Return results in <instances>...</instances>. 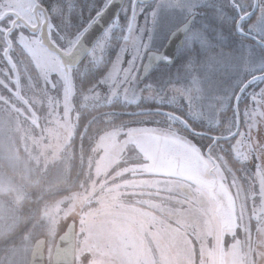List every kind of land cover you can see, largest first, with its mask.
<instances>
[{"label":"rangeland","instance_id":"1","mask_svg":"<svg viewBox=\"0 0 264 264\" xmlns=\"http://www.w3.org/2000/svg\"><path fill=\"white\" fill-rule=\"evenodd\" d=\"M160 1L163 7L157 12L163 23L154 38L148 12H155L158 2L139 7L137 28L130 23L129 0L121 18L69 77L57 55L31 39L25 48L12 38L11 56L39 117L31 124L7 104L12 114L7 129L25 147L24 159L35 156L46 164L57 159L74 134L79 111L87 106L120 100L162 111L100 133L80 184L41 205L45 217L35 225L40 236L34 242L46 238V264L52 263L57 238L71 221L76 222L75 264H264V0ZM38 5L47 6L50 24L56 25L52 36L68 49L66 41H73L102 8L101 0H20L15 7L10 0H0V19L18 14L32 24ZM206 8L223 17V26L233 25V36L224 35V45L218 41L221 36L214 37L216 48L198 41L209 53L196 64L176 67L180 70L173 78L157 87L141 83L147 51L162 43L177 21ZM236 30L251 38L236 36ZM4 35L0 31L1 94L13 85L3 57ZM102 71L92 88L82 89ZM245 85L249 97L242 112L237 107L226 111L234 87L244 90ZM8 98L26 111L8 97L7 89L10 102ZM189 119L222 124L223 134L241 127L233 142L239 168L227 173L226 162L205 155L194 139L201 131L196 132ZM181 186L190 188L193 196ZM19 189L22 196L23 187Z\"/></svg>","mask_w":264,"mask_h":264},{"label":"trees","instance_id":"2","mask_svg":"<svg viewBox=\"0 0 264 264\" xmlns=\"http://www.w3.org/2000/svg\"><path fill=\"white\" fill-rule=\"evenodd\" d=\"M5 17H7V14L0 20H4ZM222 18L214 8H206L203 13L201 11L194 24L196 31L194 30L185 41L176 63L166 69L165 72L160 70L162 72L161 76L160 71H157L155 74L158 77L157 80L168 78L164 75L167 72H171L172 75L174 71L180 70H175L176 67L183 68L187 64H196L200 56L204 57V54H208L206 48L205 50L200 48V43L205 47L212 44L215 48L218 41L224 45V42L226 43L228 39H223V36L229 35L232 37L234 27L229 25L228 29L227 26H223L222 23H219L222 22ZM239 20L236 22H239ZM197 26L200 27L198 30L204 36L200 39L201 41L197 38V40L194 39ZM236 31L237 34L235 35L240 36L239 33L241 32ZM217 35L222 37L221 39L218 38V41L214 38ZM246 37L249 38L250 36L246 35ZM4 40L6 47H4L3 57L5 65L8 63L12 71L11 83L13 85L5 88L2 94L0 93V264H28L29 253L34 240L40 236L35 225L39 224L45 217L44 213L41 212V205L67 194L74 183L77 186L80 184L89 171V158L93 153L98 135L135 117H145L148 114L156 113V111H162L146 110L147 108L143 106L133 105L132 103L126 104L120 100L87 106L79 111L74 134L57 159L47 164L41 162L35 156H33L34 158L24 159L25 147L20 143L16 134L14 135L7 129V116H12L11 113H7V104L14 106L15 110L21 114L22 119L31 122V124L38 122L39 117L31 104L28 93H25V81L21 72H19L20 69L11 56L14 49L13 40L10 49L6 35H4ZM7 49H9L8 52ZM103 74L104 72H97L92 75L90 79L82 84V89L92 88ZM171 78H173V75ZM7 89L8 97H12L26 107L27 113L22 108L15 107L10 98H8L10 102H7ZM189 122L196 129V132L223 134L222 125L213 127L211 124L191 119H189ZM194 135V139L202 146L205 155L223 165L226 162L225 169L227 173L239 168L241 162L233 153L235 139L227 140L217 137L213 142L206 134L194 133ZM47 165L48 167H46ZM20 186L23 187L22 196L19 194L22 191L19 189ZM53 190L56 191L54 194ZM26 234H29V236H26Z\"/></svg>","mask_w":264,"mask_h":264},{"label":"water","instance_id":"3","mask_svg":"<svg viewBox=\"0 0 264 264\" xmlns=\"http://www.w3.org/2000/svg\"><path fill=\"white\" fill-rule=\"evenodd\" d=\"M145 3L151 0H141ZM125 0H112L111 7L104 13L100 21L95 24L89 31L88 35L84 39V44L74 46L70 53H66L61 48H51L48 49L50 52L57 54L62 61L63 66H65L67 77L70 75V68L75 67L80 64L92 51L95 44L104 34V32L109 28V26L114 22V20L119 15ZM39 11L44 14L45 20L48 23H41L39 18ZM34 15L36 17L39 28L42 27L44 30V38L47 39L48 34V24L49 15L47 10L41 5H38L34 9ZM9 14V13H7ZM14 14V12H13ZM16 17L22 22L31 32L37 33L39 28L32 29L25 19L21 18L18 14ZM196 15H192L186 23H184L177 30L173 31L170 35L169 40L161 51H149L146 61L143 65L141 79H144L148 73L160 62H164L168 65H173L175 63L177 48L184 41L186 33L189 31L192 22L194 21ZM11 47L9 46V49ZM7 49V52L9 51ZM185 193L192 195V192L188 187L182 189ZM46 238H38L33 245L28 264H46ZM76 223L71 222L66 230L57 238L56 245L51 257V264H75L76 261Z\"/></svg>","mask_w":264,"mask_h":264},{"label":"flooded vegetation","instance_id":"4","mask_svg":"<svg viewBox=\"0 0 264 264\" xmlns=\"http://www.w3.org/2000/svg\"><path fill=\"white\" fill-rule=\"evenodd\" d=\"M103 1V2H102ZM109 2V0H101V3H102V5H100L101 7H103V5H106V3H108ZM129 2V0H125V3H124V5H123V7H122V9H121V11H120V13H119V15L117 16V18L114 20V22L109 26V28L104 32V34L101 36V38L100 39H102L106 34H107V32H108V30L111 28V26L117 21V20H119L120 18H121V15H122V11H123V9L127 6V3ZM130 2L132 3V14H131V17H130V21L132 20V18L133 17H135V23H134V25L135 26H137V28H138V25H137V20H139L138 18L140 17V18H142L140 15H138V13H137V10L139 9V7L141 6V5H144V6H153L152 4H154L155 2H158V4H159V6L156 8V10H155V12H154V10L152 9V10H149V12H148V20H149V22H150V25H151V28L150 29H152L151 30V32H152V38H154L155 36H156V32L158 31V29H161L162 27H161V23H163V21H162V19H161V17L160 18H158V12H157V9L158 8H161V7H163V6H161V5H163V3H162V1H160V0H151L150 2H148V3H145V2H143V1H141V0H130ZM42 7H44L47 11H48V9L46 8L47 6H45V5H41ZM49 6V5H48ZM201 11H202V9L200 10V11H195V12H193V14H191L187 19H185L184 21H177L173 26V28H172V30H170L169 32H168V34H167V37L166 38H164V40H163V42L162 43H160V44H157V45H154V47L153 48H151V49H149L148 51H147V53H146V56H145V58H144V60L142 61V64H141V67H140V69H141V73H140V76H139V80H140V82L141 83H147V84H151V83H153L154 85L153 86H155V87H157V85L156 84H162L163 82H164V80H152V77H154L155 76V74H156V72L157 71H164L165 72V70L166 69H168V68H170L171 66H173L175 63H176V61H177V58H178V55H179V52H180V50L183 48V46H184V44H185V41L190 37V35L192 34V32L195 30L196 31V28L194 29V24H195V22L197 21V19H198V15H199V13H201ZM42 11H40L39 13H41ZM96 14V13H95ZM95 14L93 15V17L95 16ZM48 15H49V12H48ZM138 15V16H137ZM141 15H143V14H141ZM192 15H196V17H195V19H194V21L192 22V24H191V27H190V29H189V31L186 33V35H185V37H184V41H183V43L181 44V45H179L178 46V48H177V54H176V59H175V63L173 64V65H168V64H166V63H164V62H160V63H158L149 73H148V75L144 78V79H141V75H142V70H143V65H144V63H145V61H146V58H147V55H148V52L149 51H161L163 48H164V46L166 45V43H167V41L169 40V37H170V35L173 33V31H175V30H177L179 27H181L184 23H186L187 21H188V19L192 16ZM35 16V15H34ZM153 16V17H152ZM42 17L43 18H41V15L39 14V18H40V20H41V23H42V25H43V21H45V18H44V14H43V12H42ZM36 19V18H35ZM153 20V21H152ZM36 23H37V20H36ZM51 23V17H50V15H49V24ZM40 28H42V27H40ZM198 28H200V27H198L197 26V32H196V37L197 38H199V39H201V33H200V30H198ZM39 34V31L37 32V35ZM240 35H243V36H246L247 34L246 33H243V32H241V33H239ZM155 35V36H154ZM249 38H251V36L249 37ZM100 39H99V41H100ZM98 41V42H99ZM72 42V40H67L66 41V45H68V46H70V49H68V47H62L61 46V49L63 50V51H65L66 53H70L72 50H73V48H74V45L71 43ZM97 42V43H98ZM96 43V44H97ZM95 44V45H96ZM95 47V46H94ZM94 49V48H93ZM91 53V52H90ZM88 54V56L80 63V64H78L77 66H75V67H71L70 68V73H71V75L73 74V70H76L80 65H82L84 62H86L87 61V59H89V57H90V55L91 54ZM56 55V54H55ZM58 58H59V56H57ZM59 60H60V62L62 63V61H61V58H59ZM62 67H63V72L64 73H66V69H65V66H63V64H62ZM164 75H166V77H170V76H172L171 75V72H167V73H165ZM168 78H166L165 80H168ZM259 85H256L255 86V88H257ZM236 87H234V90H233V94H232V98L233 99H231V101L228 103V108H227V110L226 111H228V112H234V110L236 109V107L238 108V112H242V109H244V107H245V105H246V103L248 102V97H249V92H246V90H247V88H248V85H245V86H243V89L244 90H239V86L235 89ZM238 99V101H236L237 99ZM225 113V112H224ZM242 121V120H241ZM240 120L238 121V123L239 122H241ZM202 123H204V122H202ZM222 125V124H221ZM213 127L215 126V127H220V125L219 126H217V125H212ZM240 130H241V127L239 128V127H237L236 128V130H234L232 133H230V134H226V133H224V134H219V133H217V134H213V133H210V132H203V131H201L199 134H201V135H204V134H206V135H208V137H209V139H212L213 140V142H214V140H215V138H220V139H224L225 137H229L228 139L230 140V139H235L236 140V138H237V136H238V134H239V132H240ZM227 139V140H228ZM183 186H181L180 188H182ZM184 188V187H183ZM182 188V189H183ZM193 196V195H192ZM143 205V204H142ZM148 208V207H147ZM149 209V208H148Z\"/></svg>","mask_w":264,"mask_h":264},{"label":"snow or ice","instance_id":"5","mask_svg":"<svg viewBox=\"0 0 264 264\" xmlns=\"http://www.w3.org/2000/svg\"><path fill=\"white\" fill-rule=\"evenodd\" d=\"M111 2L112 0H109V2L106 3V5H103V7L96 12L95 16L89 20L88 24L84 26L83 28H81L76 33L73 41L71 42L74 46L84 44L83 42H84L85 37L88 35L92 27L100 21L101 17L108 10V8L111 7ZM10 3L14 7L19 6L20 0H10ZM43 23H48V22L47 20H45L43 21ZM130 23L131 24L135 23V17L132 18ZM30 27L32 29H37L39 28V25L38 23L33 22L30 25ZM55 27H56L55 24H48L49 31L47 34V39H45L43 28H39L38 35L35 32H33L31 35L26 34L25 25L21 24L19 22V18L15 16H8V17H5L4 20H0V31H3L5 33L10 47L12 44V38L13 36H15L16 42L20 43L25 48H27L26 42L29 39H31L33 43L37 44L38 46H42L46 50L51 49V48H61V45L52 36V29ZM125 74H127V72Z\"/></svg>","mask_w":264,"mask_h":264}]
</instances>
